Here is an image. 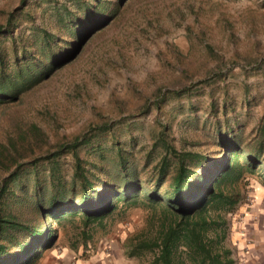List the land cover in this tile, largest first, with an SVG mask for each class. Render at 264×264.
<instances>
[{"label":"rangeland","instance_id":"obj_1","mask_svg":"<svg viewBox=\"0 0 264 264\" xmlns=\"http://www.w3.org/2000/svg\"><path fill=\"white\" fill-rule=\"evenodd\" d=\"M97 1L0 0V24L9 12L16 17L11 34L26 47L40 29L59 38V44L75 42L67 34L65 14L84 18L78 5L93 9ZM101 2L96 13H102V25L87 32L76 47L70 46L68 58L53 65L16 101L0 105V142L16 122L35 123L50 143L108 121L127 156V177L143 190L134 206L118 204L101 221L88 222L90 234L84 243L80 214L59 221L47 218L57 235L36 264H71L103 246L108 251L113 247L134 264L151 259L152 250L137 251L133 244L150 239L172 219L163 199L166 176H158L154 165L163 152L154 144L159 124L166 126L177 147L211 149L228 139L244 150L258 143L259 161H264V64L256 65L264 59V0ZM10 40L1 36L0 46L9 47ZM157 88L166 92V100L158 105L153 103ZM146 99L149 108L141 114L137 108ZM97 137L100 151L94 156L101 170L96 174L119 187L112 135L103 132ZM167 162L168 169L170 156ZM3 173L0 168V177ZM65 177L69 181V173ZM234 186L241 201L232 213L222 215L225 236L220 244L230 250L232 264H264L261 165L251 171L242 167ZM74 192L76 199L77 189ZM147 194L154 199L148 200Z\"/></svg>","mask_w":264,"mask_h":264},{"label":"trees","instance_id":"obj_2","mask_svg":"<svg viewBox=\"0 0 264 264\" xmlns=\"http://www.w3.org/2000/svg\"><path fill=\"white\" fill-rule=\"evenodd\" d=\"M101 5L98 0L89 9L80 3L78 10L84 18L75 15L73 18L70 12L65 14L64 22L69 24L67 34L77 40L66 39L64 45L52 33L40 29L34 42L26 47L11 34L17 19L9 12L0 24V37L11 38L9 47L0 46V105L16 101L53 65L68 58L70 46L76 47L87 32L101 26L105 19L101 18L102 13H96ZM260 63L264 64V59L256 63L257 67ZM165 94L157 88L153 103L165 101ZM148 108L146 99L137 109L143 114ZM112 126L108 121L95 122L49 143L35 123H13L14 129L7 131L4 143L0 142V168L4 171L0 177V264H36L57 235L56 229L46 223L47 218L59 221L65 215L80 214L84 228L79 234L84 243L90 234L85 229L88 222L101 221L118 204L124 207L136 204L143 189L125 173L127 156ZM103 132L111 134L116 145L119 187L96 174L101 170L94 156L95 151H100L96 139ZM260 133L264 134V127ZM155 137L154 144H159L163 151L158 163H154L155 172L166 176L163 199L172 219L150 239L133 244L134 248L153 251L146 264H232L230 250L220 244L225 236L222 215L232 213L241 201V192L231 184L242 167L251 171L260 164L264 184L259 144L242 150L227 139L211 149H186L170 142L163 124L155 128ZM168 156L172 162L167 169ZM146 198L151 200L154 196L147 194Z\"/></svg>","mask_w":264,"mask_h":264},{"label":"crops","instance_id":"obj_3","mask_svg":"<svg viewBox=\"0 0 264 264\" xmlns=\"http://www.w3.org/2000/svg\"><path fill=\"white\" fill-rule=\"evenodd\" d=\"M90 251L92 254L89 252L90 254L84 255L83 258L71 261V264H134L133 260L125 259L124 256L117 254L113 247L109 251L105 246L96 250L93 248Z\"/></svg>","mask_w":264,"mask_h":264}]
</instances>
